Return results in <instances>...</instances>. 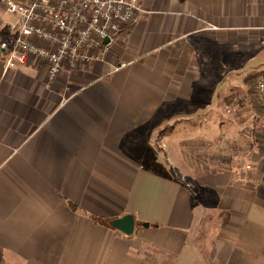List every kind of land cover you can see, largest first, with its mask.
<instances>
[{"label": "crops", "instance_id": "crops-1", "mask_svg": "<svg viewBox=\"0 0 264 264\" xmlns=\"http://www.w3.org/2000/svg\"><path fill=\"white\" fill-rule=\"evenodd\" d=\"M263 2L143 0L50 86L0 4V264H264Z\"/></svg>", "mask_w": 264, "mask_h": 264}, {"label": "built area", "instance_id": "built-area-1", "mask_svg": "<svg viewBox=\"0 0 264 264\" xmlns=\"http://www.w3.org/2000/svg\"><path fill=\"white\" fill-rule=\"evenodd\" d=\"M143 0H0L16 16L12 44L4 42V70L19 69L31 60L44 64L49 85L68 65L86 66L103 60L143 13ZM46 45V46H45ZM124 66V64H123ZM256 89L264 102V75ZM247 169H251L247 166Z\"/></svg>", "mask_w": 264, "mask_h": 264}, {"label": "rangeland", "instance_id": "rangeland-1", "mask_svg": "<svg viewBox=\"0 0 264 264\" xmlns=\"http://www.w3.org/2000/svg\"><path fill=\"white\" fill-rule=\"evenodd\" d=\"M262 6H264V2H263V4H262ZM261 76H263V75H261ZM162 133V132H161ZM161 137V135L158 137V139ZM156 142H158V141H156ZM163 148H165V146L163 147ZM186 150H187V153L188 152H191L192 153V151H194V146L192 145V144H188L187 145V148H186ZM171 158V157H170ZM173 161V160H172ZM207 161H209V160H207ZM188 163L190 164V166L193 168L194 167V165L196 164V161L192 158V156H191V159H189L188 160ZM196 169V168H195ZM215 218H217V217H215ZM211 221V223L213 224V226L211 227V228H209L207 225L206 226H204L203 227V229L201 230V238H203L204 240H206V238L207 237H215V236H217L218 234H217V232H215L216 231V229H219L220 228V226H221V224H222V222H223V220H220V222L218 223V220H216V221H212V220H210ZM217 234V235H216Z\"/></svg>", "mask_w": 264, "mask_h": 264}, {"label": "water", "instance_id": "water-1", "mask_svg": "<svg viewBox=\"0 0 264 264\" xmlns=\"http://www.w3.org/2000/svg\"><path fill=\"white\" fill-rule=\"evenodd\" d=\"M114 227L119 229L120 231L124 232L125 234H132L135 228V221L133 217L128 216L123 219L117 220L114 222Z\"/></svg>", "mask_w": 264, "mask_h": 264}, {"label": "trees", "instance_id": "trees-1", "mask_svg": "<svg viewBox=\"0 0 264 264\" xmlns=\"http://www.w3.org/2000/svg\"><path fill=\"white\" fill-rule=\"evenodd\" d=\"M181 2H185L186 0H180Z\"/></svg>", "mask_w": 264, "mask_h": 264}]
</instances>
